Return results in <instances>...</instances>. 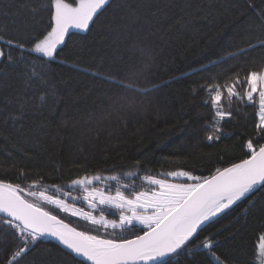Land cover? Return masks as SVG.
Returning <instances> with one entry per match:
<instances>
[{"label": "trees", "instance_id": "16d2710c", "mask_svg": "<svg viewBox=\"0 0 264 264\" xmlns=\"http://www.w3.org/2000/svg\"><path fill=\"white\" fill-rule=\"evenodd\" d=\"M49 5L0 0V33L26 46L1 42L20 63L0 61V179L22 187L33 181L61 185L75 197L81 193L67 188L71 179L135 170L139 175L124 181H135L139 190L143 175L184 170L207 177L246 159L248 139L264 143L255 128L258 109L238 101L226 106L233 116L222 122L221 138L207 140L214 135V109L204 88L234 73L243 81L261 69L264 0H108L87 30H69L51 59L27 51L30 39L48 29ZM136 87L155 90L142 95L131 90ZM237 87L243 92L246 85ZM21 105L23 119H10ZM75 203L89 210L83 200ZM56 214L92 230L78 217ZM141 232L137 225L117 236ZM262 235L264 185H258L202 226L190 250L160 264H219L197 247L206 237L215 238L212 251L227 264H264ZM18 243L0 225V264H7L6 249ZM19 264L90 263L41 238Z\"/></svg>", "mask_w": 264, "mask_h": 264}, {"label": "snow or ice", "instance_id": "6c2138e0", "mask_svg": "<svg viewBox=\"0 0 264 264\" xmlns=\"http://www.w3.org/2000/svg\"><path fill=\"white\" fill-rule=\"evenodd\" d=\"M107 3L108 0H50L52 11L48 29L30 39L31 47L27 51L54 58L69 29L87 30ZM0 42L22 50L26 47L22 42L6 40L2 33ZM261 44L264 45V40ZM20 55L22 57L23 52ZM0 61L5 65L20 63V59L4 48H0ZM32 74L36 75L34 68ZM111 82L124 89L130 87L123 81ZM240 84L246 85L245 91L238 90ZM204 88L210 93L209 102L214 109L210 126L214 135H208L207 140L221 138L222 122L233 116L227 109L237 101L241 106L252 105L258 109L255 128L259 139L264 140V64L259 71H249L243 81L234 73ZM131 90L148 95L155 89L136 87ZM22 109L21 105L9 118L22 120ZM245 146L248 149L246 159L216 168L210 176H195L184 170L171 171L162 177L146 174L141 176L139 190L135 181H124V177L139 175L135 170L110 175L85 173L71 179L67 188L81 193L75 197L61 185L45 186L33 181L22 187L19 183L0 179V225L19 241L6 249L10 253L7 264H19L44 237L54 238L90 264H160L165 257L182 255L190 250L202 226L230 209L258 185H264V143L248 139ZM136 164L138 167L139 162ZM112 182H115L114 188ZM50 190L57 194H49ZM78 200H83L89 210L77 207L75 201ZM108 211H113L117 218L110 219ZM56 212L78 217L92 230L73 227ZM137 225L142 234L132 238L117 236ZM214 240V237H206L197 247L209 250L219 264H227L212 251ZM260 241L258 248L264 254V235Z\"/></svg>", "mask_w": 264, "mask_h": 264}, {"label": "water", "instance_id": "95a60500", "mask_svg": "<svg viewBox=\"0 0 264 264\" xmlns=\"http://www.w3.org/2000/svg\"><path fill=\"white\" fill-rule=\"evenodd\" d=\"M238 163H239V162H238ZM140 234H142V232H141ZM44 238L53 241V242L56 243L58 246H60L62 249H64V250H66L67 252L71 253L70 250L66 249L63 245H61V244H60L57 240H55L54 238H52V237H44ZM131 238H132V237H131ZM71 254L74 255V256H76L74 253H71ZM76 257L79 258V259H81V260H83V261H85V262L90 263V262L87 261L84 257H79V256H76Z\"/></svg>", "mask_w": 264, "mask_h": 264}, {"label": "rangeland", "instance_id": "374dc122", "mask_svg": "<svg viewBox=\"0 0 264 264\" xmlns=\"http://www.w3.org/2000/svg\"><path fill=\"white\" fill-rule=\"evenodd\" d=\"M70 2V1H69ZM74 29V28H73ZM70 30V29H69ZM0 48H1V42H0ZM194 175V174H193ZM187 182H191V181H187ZM111 212H113V211H111ZM114 213V212H113ZM111 217L113 218V219H115V218H117L114 214L113 215H111Z\"/></svg>", "mask_w": 264, "mask_h": 264}]
</instances>
